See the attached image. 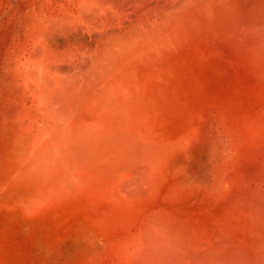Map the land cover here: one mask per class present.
Wrapping results in <instances>:
<instances>
[{
    "label": "bare ground",
    "instance_id": "6f19581e",
    "mask_svg": "<svg viewBox=\"0 0 264 264\" xmlns=\"http://www.w3.org/2000/svg\"><path fill=\"white\" fill-rule=\"evenodd\" d=\"M8 10L0 69L21 92L10 131L41 178L36 202L92 200L113 264H264V0ZM209 122L230 134L212 205L187 165L184 184L166 171Z\"/></svg>",
    "mask_w": 264,
    "mask_h": 264
},
{
    "label": "rangeland",
    "instance_id": "374dc122",
    "mask_svg": "<svg viewBox=\"0 0 264 264\" xmlns=\"http://www.w3.org/2000/svg\"><path fill=\"white\" fill-rule=\"evenodd\" d=\"M18 1L5 0L2 4L0 40L5 33L6 20L12 17L8 8ZM11 89H14L13 85L6 87L3 84L0 69V264L115 263L114 244L95 223L92 200L80 198L83 203L80 201L76 205L71 200L36 202L41 178L31 169V172L27 170L26 151L17 150L15 137L11 134L10 126L20 109L16 98L21 93L13 96ZM216 128L217 124L209 122L203 127L196 146L188 153L185 152L188 148L184 149L179 160L166 168L167 174L184 184L188 176L178 175L175 169L187 165L194 187L201 190L194 200H207L210 205L217 204L218 197L222 196L221 184L217 183L224 177L225 153L230 142V134ZM206 193L210 194L209 198L204 196Z\"/></svg>",
    "mask_w": 264,
    "mask_h": 264
}]
</instances>
